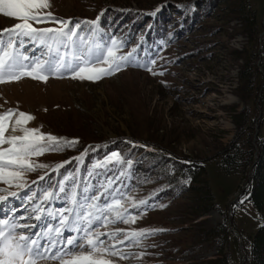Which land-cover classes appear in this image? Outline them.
<instances>
[{"label": "rangeland", "instance_id": "rangeland-1", "mask_svg": "<svg viewBox=\"0 0 264 264\" xmlns=\"http://www.w3.org/2000/svg\"><path fill=\"white\" fill-rule=\"evenodd\" d=\"M50 5L42 11L79 20H93L106 10L99 27L128 41L124 53L139 45V62L155 60L148 66L164 74L153 75L146 68L129 65L96 82L65 77L44 83L25 77L0 83V113L17 110L10 124L17 113L26 112L35 116L27 127L42 125L41 131L79 139L74 148L32 157L50 168L26 174L31 191L0 182V196H7L0 202V219L38 224L33 212L37 203L53 213L74 207L70 202L73 189L80 199L97 189L104 192L100 185L119 176L108 190L119 189L123 194L115 198L146 199L151 206L133 209L126 202L133 215L145 208L146 215L131 224L101 221L94 225L106 233L126 230L115 238L101 237L105 245H115L114 250L123 254V258L105 254L106 259L114 264H218L217 258L229 256L233 264H248L246 239L254 236L264 219L245 194L260 151L256 138L264 112V0H50ZM18 22L0 13V29ZM251 59L260 70L253 88L240 80L241 69ZM238 114L243 115L242 121L246 118L243 129L236 124ZM13 134L23 133L17 129ZM237 137L241 158L224 166L222 152ZM89 146L100 147L92 150ZM86 148L89 151L82 161L72 160L52 171L57 163L79 156ZM113 151L131 163L93 168ZM45 172L48 176L43 181L31 183ZM69 175L76 183L65 182L68 196L59 193L56 199L44 201L43 193L57 192L55 186ZM30 214L33 218L27 219ZM48 223L56 226L51 218ZM220 227L225 230L222 249L220 238L211 233ZM140 228L165 231L124 239L127 232ZM31 231L47 229L41 226ZM71 235L82 234L73 231ZM56 253V248L45 251L48 259L38 258V264H60L59 259H51Z\"/></svg>", "mask_w": 264, "mask_h": 264}, {"label": "snow or ice", "instance_id": "snow-or-ice-1", "mask_svg": "<svg viewBox=\"0 0 264 264\" xmlns=\"http://www.w3.org/2000/svg\"><path fill=\"white\" fill-rule=\"evenodd\" d=\"M50 7V0H0V13L19 20L10 27L0 29V83L20 81L25 77L44 83L50 78L65 77L96 82L115 75L129 65L146 68L153 75L164 74L163 71L155 72L148 66V64L154 65L155 60L143 64L139 62L137 59L139 45L124 53L122 49L128 41L108 34L99 27L100 19L106 10L101 11L93 20H79L74 17H56L50 11H42ZM45 23H55L58 26H35ZM29 45L34 47L29 48ZM38 51L40 55H36ZM16 111V109H8L0 113V182L9 186L16 184L19 188H28L31 191V186L25 182L26 174L36 172L38 169L50 168L49 164L37 162L32 157L74 148L79 143V139L69 140L41 131L42 125L35 128L27 127L28 122L34 120L35 116L26 112H19L14 123L10 124ZM17 129L23 134H13ZM129 143L133 142L129 141ZM5 145L7 147H4ZM97 147L100 146H89L92 150ZM88 151L89 149L86 148L79 156L57 163L52 171L63 168L72 160L82 161ZM120 163L131 162L124 160L118 151H113L103 160L97 161L93 168H107L109 165L114 167ZM120 175L124 176L127 173L121 172ZM46 176H48L47 172L31 183L37 184ZM119 179V176L115 179L109 177L106 185H100L104 188V192H99L97 189L91 195H82L80 199L73 189L70 202L74 207L57 209L55 213L47 211L42 204L37 203L33 212L36 213L35 220L40 222L38 224H17L7 219H0V264H38V258L48 259L45 251L51 248L57 249V253L53 254L51 259H59L60 264H114L112 260L105 258V254L123 258L120 251L114 250L115 245H105L101 237L115 238L117 233L126 230L117 228L112 233H106L97 231L94 225L101 221L135 223L137 219L146 215V208L133 215L125 207V203L130 202L129 207L133 209L151 205H148L146 199L134 201L131 196L124 199L115 198L123 194L119 189L115 192L108 190ZM66 181L71 182L72 185L76 183L73 175L64 177V180L55 186L58 191H45L43 200L56 199L59 193H64L67 197ZM8 196L15 197L17 193L8 192ZM33 196H29V200H32ZM102 198L103 203H100ZM6 200L7 196H0V202ZM45 212L47 215L42 216L41 213ZM32 218L31 214L27 217V219ZM49 218L56 221L55 227L48 223ZM41 226L47 231L43 233L31 231ZM18 228L27 232H17ZM73 231L82 235L73 236L71 235ZM161 231L165 229L140 228L127 232L124 239L147 238ZM53 232L56 234L55 237L52 235ZM41 240L45 242L41 243ZM118 243L122 244L124 241ZM60 245L63 247L61 248ZM85 248L90 250L85 251ZM76 249L80 251L76 252ZM60 252L64 255L61 256ZM65 256L68 258L65 259Z\"/></svg>", "mask_w": 264, "mask_h": 264}, {"label": "trees", "instance_id": "trees-1", "mask_svg": "<svg viewBox=\"0 0 264 264\" xmlns=\"http://www.w3.org/2000/svg\"><path fill=\"white\" fill-rule=\"evenodd\" d=\"M264 54V50L262 51ZM264 66V64L262 63ZM260 77L259 67L254 63V59L248 62L247 65L241 69L240 72V80L249 88H253L256 84V81ZM243 115L238 114L236 116V124L238 128L243 129L242 124L245 119L242 121L241 117ZM241 119V120H240ZM259 122V132L256 138L258 147L260 151L258 153V157L255 161V165L251 169L250 180L246 186V199L250 201L253 206L257 209V211L264 216V131L261 130L264 127V112L261 115V119ZM250 147H252V141L249 143ZM240 144L239 137L234 139L231 143H229L222 152V163L223 165L232 164L237 162L240 154ZM251 151L249 152V157L251 156ZM241 158V157H240ZM212 235L218 236L220 238V246L223 248V235L225 230L223 227H220L218 230H213ZM246 239V238H245ZM247 247H248V255H249V263L248 264H264V219L260 221V226L257 229L254 236L249 238ZM224 257V256H223ZM218 264H233L231 262V258L224 257L221 260L217 258L215 260Z\"/></svg>", "mask_w": 264, "mask_h": 264}, {"label": "water", "instance_id": "water-1", "mask_svg": "<svg viewBox=\"0 0 264 264\" xmlns=\"http://www.w3.org/2000/svg\"><path fill=\"white\" fill-rule=\"evenodd\" d=\"M240 194H241L240 192L237 193L236 198H235V200L233 202H236V200L238 199V197H239ZM234 231L237 232L236 230H234Z\"/></svg>", "mask_w": 264, "mask_h": 264}, {"label": "bare ground", "instance_id": "bare-ground-1", "mask_svg": "<svg viewBox=\"0 0 264 264\" xmlns=\"http://www.w3.org/2000/svg\"><path fill=\"white\" fill-rule=\"evenodd\" d=\"M18 114H19V113H17L16 116H18ZM16 116H15L14 119H13V123H14V121H15Z\"/></svg>", "mask_w": 264, "mask_h": 264}]
</instances>
